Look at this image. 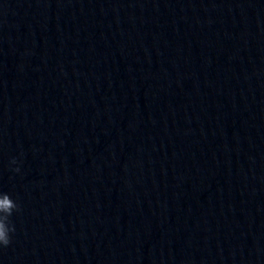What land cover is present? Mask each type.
Returning a JSON list of instances; mask_svg holds the SVG:
<instances>
[{
  "label": "clouds",
  "instance_id": "obj_1",
  "mask_svg": "<svg viewBox=\"0 0 264 264\" xmlns=\"http://www.w3.org/2000/svg\"><path fill=\"white\" fill-rule=\"evenodd\" d=\"M11 163L15 164L16 160L13 159ZM15 171L19 172V168ZM18 210L16 201L8 193L0 191V247H7L11 243L10 233L15 231V227L11 224L10 217Z\"/></svg>",
  "mask_w": 264,
  "mask_h": 264
}]
</instances>
